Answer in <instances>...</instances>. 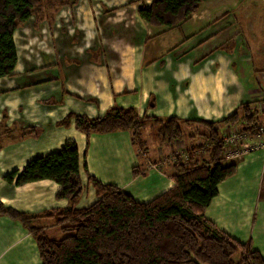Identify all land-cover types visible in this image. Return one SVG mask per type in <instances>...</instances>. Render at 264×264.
I'll use <instances>...</instances> for the list:
<instances>
[{"label": "rangeland", "instance_id": "374dc122", "mask_svg": "<svg viewBox=\"0 0 264 264\" xmlns=\"http://www.w3.org/2000/svg\"><path fill=\"white\" fill-rule=\"evenodd\" d=\"M46 1L42 0L43 6ZM142 1L52 0V3L42 6L41 12L33 14L30 20L16 29L14 32L17 45L16 75L10 77L11 79H0V133L3 132V124L12 129V135L4 134L0 138L1 171L17 169L32 157L57 150L68 138H73L79 141L82 152L86 150L90 155L91 164L97 167L95 169L98 172V179L105 183H115L117 175L113 174V168L118 163L123 167L129 158V151L126 148V140L129 142V138L126 130L111 135H100L98 138L101 139L89 141L87 139L89 136L84 133L80 134L78 133L80 131L73 128L62 129L53 123L57 119H62L68 112L87 116L89 112L87 108L90 110L92 108L94 114L98 110L105 112L108 108L105 106L111 102L123 107H135L139 117L147 115L163 119L177 115L183 119L219 120L239 108L235 120L218 126L221 133L223 126L227 127L226 129L231 127L227 131L235 130V126L242 128L240 124L242 108L239 107L241 104L257 103L255 104L257 111H263L264 0H208L191 15L190 21L195 22L201 16L206 17L204 20L210 21L215 15L225 13L214 23L205 24L201 28L196 27L194 31V26L189 22L184 25L185 27L160 34H157L158 31L138 14L137 8ZM144 1L145 4L151 2ZM192 32L195 33L191 35ZM138 63H141L142 67L135 66ZM181 63L183 64L181 67L177 66ZM232 69L241 77L255 80L252 87L244 89L247 93L246 98L234 104V96L227 95L223 100L232 99L224 102L221 110L222 107L219 108L221 97H217L215 105L217 108L212 107V102L205 108L206 104L201 98L215 86L220 88L218 87L220 82L217 80H221V88L226 94L229 93L227 90L229 85L237 86V83L231 82L233 79L231 73L235 72ZM178 70L181 74L186 72L185 76L175 77ZM94 72L96 76L90 81L88 91L93 95H100L99 99L83 92L86 78ZM116 76L120 77L117 84L115 81L109 82ZM165 77L170 80L167 84L164 82ZM191 80L193 83L187 86ZM71 85L78 91L66 89ZM152 95L151 106L149 99ZM119 100L123 103L118 102ZM97 103L99 104L95 110L93 105ZM228 107H233L234 110L227 112ZM253 107L254 105L252 107L250 105V108ZM211 109L215 111L212 112ZM152 122L149 118L141 129L143 146L138 147L131 142L130 147H134L133 151H136L140 159L143 158L144 150H147L146 154L150 159L156 157L158 160L150 169H155L166 179L167 167L174 166L173 164L180 159L179 152L186 155L188 139L183 136L172 138L169 142L157 140L154 132L156 127ZM27 125H33L32 127L37 129V134L21 135L19 130ZM194 126L191 123V128ZM182 128L188 129L184 124ZM200 138L193 137L190 142L199 143ZM236 144L240 147L238 160L253 155L264 156L262 134L248 132L240 136ZM165 150L168 153L162 155ZM153 151L162 158L157 157L158 154H154ZM201 154L204 152H195L194 157L199 162L204 160ZM259 163L263 162L260 160ZM149 164L151 163L146 164L144 170L149 169ZM130 168L132 169L130 174L120 173L119 177L122 180L130 178V186L146 194L145 197L156 193L158 185L147 183V179L142 178L134 166ZM133 168L136 174H132ZM143 168L144 166L141 169ZM241 177L240 171L235 176H230L227 179L229 183H225L223 191L226 193V185L237 182ZM84 180L86 182V179ZM0 182L4 181L0 179ZM48 189L45 195L39 190V194L36 192L39 197L33 199V203L29 201L25 204L30 207L38 205L39 201L50 203L52 191ZM226 196L229 198L228 192ZM241 196L242 204L255 205L251 213L252 220L247 219V222H244L245 226H241V230L244 228L247 230L246 240L241 242L251 244L248 232L255 230L257 222H264V165H261L259 176H256L254 171L249 173L248 182ZM96 199L94 187L90 183H84L77 206H87ZM66 201L68 203L67 199ZM255 211L258 212V216ZM50 227L51 229L47 230L49 236L62 235L58 226L51 224ZM22 230L24 231V228L19 221L5 214L0 215V264H35V258L40 263L32 237L30 236L28 240L21 238ZM260 233L262 236L253 235V242L259 239L260 244L262 243L264 227ZM238 237H243V234H239ZM254 246L251 245L252 248ZM237 259L239 253L233 255V260Z\"/></svg>", "mask_w": 264, "mask_h": 264}, {"label": "trees", "instance_id": "16d2710c", "mask_svg": "<svg viewBox=\"0 0 264 264\" xmlns=\"http://www.w3.org/2000/svg\"><path fill=\"white\" fill-rule=\"evenodd\" d=\"M206 1L151 0L145 4L143 0L137 12L160 34L185 27L191 15ZM41 2L0 0V79L16 75L14 32L52 0H47L44 6ZM224 14L205 20L200 28L214 23ZM151 103L153 95L149 99ZM255 104L239 106L242 108L241 127L247 128L264 120V108L259 113ZM250 105L254 107L250 108ZM238 109L219 120L183 119L177 115L166 119L147 115L139 117L135 107L115 103L98 116L68 112L55 122L57 126L68 128L73 125L86 136L132 131L131 141L138 147L143 146L140 133L150 118L156 127L157 140L169 142L183 136L188 139L187 161L177 160L173 164L175 175L171 187L147 201H141L117 184L102 182L90 174L86 150L80 156L76 142L67 140L58 150L27 160L21 169L14 168L6 173L0 170V179L16 186L49 179L59 186L56 198L67 199L68 205L28 214L0 200V215H8L22 224L35 243L39 264H264V258L251 247L250 242H241L219 230L205 219L203 213L217 195L218 183L236 171L235 162L222 160L223 144L218 126L235 120ZM191 123L195 125L193 128ZM183 124L187 130L182 128ZM2 128L0 138L4 134L12 135L10 127L3 124ZM19 131L21 135L37 134V129L32 126ZM196 136H200L201 141L190 142ZM196 151L207 153L206 159L200 162L195 159ZM81 173L85 175L86 182ZM132 174H136L135 170ZM84 183L94 187L97 199L87 206L78 207ZM51 224L58 226L62 233L60 237L48 235ZM236 253H239V259L233 260Z\"/></svg>", "mask_w": 264, "mask_h": 264}, {"label": "crops", "instance_id": "0c3cea01", "mask_svg": "<svg viewBox=\"0 0 264 264\" xmlns=\"http://www.w3.org/2000/svg\"><path fill=\"white\" fill-rule=\"evenodd\" d=\"M212 13H213V11H212ZM204 19H206V17L201 16L200 18H197V20H195V22L190 21V25L194 26L195 28L197 26L200 28V26L205 21ZM137 65L142 67L141 63L140 64L138 63L135 66H137ZM182 65H183L182 63L179 65L177 64V66H180V67ZM220 65H221V63H219V66ZM118 66H120V65H118ZM16 67H17V62L15 65V68H14V72L16 71ZM232 70H234L235 72L231 73V75H233V79L231 80V82L232 83L234 82L233 84L237 83V86L231 87V85H229L228 89H227L229 91V93L226 94V93H224L223 88H221V85H222L221 80H217L220 82V86L217 84L218 87H220V88H217V86H215V88H213L212 90H208L206 95L204 94L201 98V101H203V103L206 104V105H204L205 108L207 107V104H209V102H212V104H213L212 107H215L217 97H221L220 98L221 105L219 107V108L222 107L221 110H223L224 102L227 103L228 101H231V99H232V98H228V100H226V101L223 100V97H225L227 95L234 96L233 97V100H235L234 104H235V102H238V100H241L242 98H246L247 93L244 91V89L252 87V85H254V83H255V80H254V78H251V80H250L249 78L241 77L239 75V73L236 74L237 71L235 69H232ZM95 72L93 74H91L88 78H86L85 89L83 92L86 93L87 95H92L93 97H95V99H97V98L99 99L100 95L96 96V95H93L92 93H90V91H88V85H89L90 81L95 79V77H94V76H96ZM184 73H186V72H184ZM184 73L181 74V71L178 70L177 73L175 74V77L178 78L180 75H182V77H183V76H185ZM6 78L11 79L10 77H4L3 79H6ZM119 79H120V77L118 78L116 76V78L114 77V78L110 79L109 82L113 83L115 81L114 83L117 84ZM164 82L166 84L168 82H170L169 78L165 77ZM172 82H174V81H172ZM32 83H34V82H32ZM191 83H193L192 80H191V82L188 81L187 86H191ZM238 84H239V86H238ZM247 84H248V86H247ZM72 87L73 86L71 85V86L67 87L66 89L73 90L75 92L78 91V89H75L74 87H73L74 89H72ZM230 93H232V94H230ZM118 102L123 103L120 100ZM113 103L114 102H111L108 105H106L105 107L107 108V107L111 106ZM98 104L99 103L93 105V107H95L94 108L95 110H96V106L98 107ZM115 104H116V102H115ZM45 107H47V106H45ZM215 108H217V107H215ZM228 108L229 109H227V112H228V110H229V112L234 110L233 107L232 108L228 107ZM87 109L89 110L88 116H91V117L92 116H98V115H101L104 113V110L102 112H100L98 110L97 113L94 114L95 111L92 110V108H91V110H90V108H87ZM211 111L214 112L215 110L211 109ZM65 112L66 111H64V113ZM199 112H201V111H199ZM199 112H197V113H199ZM57 120H60V119H57ZM214 120H217V119H214ZM56 121H53V123H55ZM53 123H50V125H53ZM27 126H31V125H27ZM239 127L240 126H238V127L235 126L234 129H238ZM59 128L66 129V130L71 129V128L75 129L72 125L68 128H63V127H59ZM226 128L227 127L223 126V128H222L223 132L222 133L220 132L221 135L224 134L231 127L228 129H226ZM123 131L124 130H119V131H116L113 133H108V134H90L88 139H89V141H94L97 139H101V138H98V137H100V135H111V134H116L118 132H123ZM78 133L83 134L81 132H78ZM126 133H127V137L129 138V142H128V140H126V148H127V151H129V158L123 167H120V165L118 163V165L115 166V168H113V170H114L113 174L117 175V176H115V178L117 179V181H115V184H117L121 189H126V190L130 191L131 193H133L138 200L147 201V200L151 199L152 197H154L155 195L163 192L165 189L171 187L174 184L173 176L175 173V169H174V166L167 167L168 169H167L166 179L155 169H153V170L150 169L149 166H148L149 169L144 170L145 167L147 166L146 164L148 162L154 164V162H157L158 159L156 157H155L156 160L154 158L150 159L148 157L149 155L146 154L147 150H144L145 152L143 151L144 152V153H142L143 158L140 159L139 157H137V153H135L136 151L135 152L133 151L134 147L133 148H132V146L130 147V143L132 142L131 141V135H130L131 133H130V131H126ZM67 140H73L76 142L79 154L81 156L82 155V148L78 143L79 141L74 140L73 138H68ZM165 151L166 152L162 153V155H165L168 153L167 150H165ZM46 153H48V152H46ZM153 153L158 154V153H155L154 151H153ZM150 154H151V152H150ZM138 155H140L139 151H138ZM206 155H207V153H204V154H201L200 156H201V158L206 159ZM157 157L162 158V156H160V154H158ZM260 160L263 162L262 164L259 163ZM24 163H23V165H24ZM23 165H21V167H17V169H21ZM86 165H87L88 172L90 174L94 175L98 179L99 178L98 172L95 169L97 167H94L91 164L90 155H88L87 153H86ZM235 165H236V173L234 174V176L240 171V172H242L241 179L238 180L237 182L226 185L227 186L226 193L223 191V189L225 187V183H229L227 180V179H229V177L226 178L225 180H223L222 182L218 183V185H217L218 193L215 197L212 198V200L210 201V204L206 207V209L204 210L203 213H204L205 219L212 222L219 230L228 233L230 236L236 238L239 241H241V240L243 241V240H246L247 230L245 231V228L243 230H241L242 229L241 226L242 227L245 226L244 222H247V219H248V221L250 218L252 220L253 215L251 213H252V209H254L255 205L248 206L247 204H242L240 201V199H243V197L241 196V192L244 191L245 185L247 184L248 179H249V173L251 171H254V174L256 176H259L261 165H264V156H262V155L248 156L242 160H237L235 162ZM131 166H134L136 168L137 173L138 174L140 173L142 178L147 179V181H146L147 183H149V184L155 183V185H158L157 186L158 190L156 191V193L149 195L148 197H145L146 194L144 195L143 193L136 191L134 188H132L130 186V184H131L129 182L130 178H127V180H124V178H123V180H122L119 177L120 173H122V174L123 173H129L130 174L132 171V169L130 168ZM143 166H144V168L141 169ZM113 170H111V171H113ZM6 171L4 170L2 172L4 173ZM81 178L83 180L86 179V177L83 173H81ZM0 188H1L0 189V200L2 202L7 204L8 206H12V207H14L20 211H24L28 214H37V213H40L46 209L56 208V207H64L65 204L68 205L66 199H64V198L57 199L56 198L55 193L57 192L59 186L49 179H41L38 181L26 182V183L19 185V186L9 185V184L5 183V181H4V182H0ZM48 188H50V189H48ZM46 189H48L49 191H52V193H51L52 201L50 203L49 202L44 203L43 201H39L38 205L35 204L33 206H30V207H28L25 204L26 202H29V201L31 203H33L34 202L33 199L39 197L36 195V192L38 194L40 193V192H38L39 190L40 191L42 190V194L45 195L46 191H47ZM44 191H45V193H44ZM227 192L229 194V198H227V196H226ZM228 202H230V203H228ZM257 209H259V206H257ZM256 213H257L256 216H258V212L255 211V214ZM255 221L256 220H254V222ZM263 227H264V222H257L256 226H255V230L248 232V238H249V241L251 240V245H255L254 247L257 246L255 249L260 251V253L262 254V257L264 258V240L262 241L261 244H260L259 239H257L256 242H253V235L254 234H256L257 237L262 236V234L260 233V230ZM239 234H243V237H238ZM29 237H30V235L28 234V232L25 230L24 231L22 230L21 238L28 240ZM239 238H241V239H239ZM260 248H262V249H260ZM35 262H34L35 264H39V262L36 258H35Z\"/></svg>", "mask_w": 264, "mask_h": 264}, {"label": "built area", "instance_id": "2783aa9c", "mask_svg": "<svg viewBox=\"0 0 264 264\" xmlns=\"http://www.w3.org/2000/svg\"><path fill=\"white\" fill-rule=\"evenodd\" d=\"M260 107V106H259ZM261 112V111H259ZM251 132L252 134H262L264 135V121L263 122H256L247 128H238L235 130L226 131L224 134L221 135L222 140V160L224 162H236L238 160V145L236 144V140H239L240 136ZM180 159L186 163L187 156L179 152ZM174 160V157H173ZM153 163L149 164L148 166H152Z\"/></svg>", "mask_w": 264, "mask_h": 264}]
</instances>
